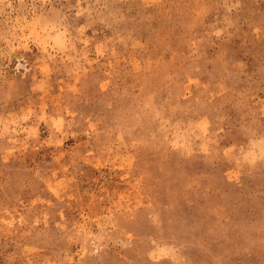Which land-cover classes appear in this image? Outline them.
<instances>
[{
    "label": "rangeland",
    "instance_id": "obj_1",
    "mask_svg": "<svg viewBox=\"0 0 264 264\" xmlns=\"http://www.w3.org/2000/svg\"><path fill=\"white\" fill-rule=\"evenodd\" d=\"M0 264H264V0H0Z\"/></svg>",
    "mask_w": 264,
    "mask_h": 264
}]
</instances>
